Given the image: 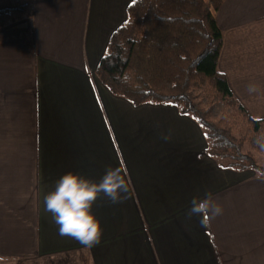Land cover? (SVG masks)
I'll use <instances>...</instances> for the list:
<instances>
[{
  "label": "crops",
  "instance_id": "0c3cea01",
  "mask_svg": "<svg viewBox=\"0 0 264 264\" xmlns=\"http://www.w3.org/2000/svg\"><path fill=\"white\" fill-rule=\"evenodd\" d=\"M131 1L35 0L32 19L0 28V264L64 253H78L77 264H264V177L219 166L175 105H134L95 75ZM215 17L218 68L262 118L264 0H224ZM108 167L126 175L129 194L93 205L101 242L60 236L46 194L66 172L99 180ZM206 192L223 214L187 218Z\"/></svg>",
  "mask_w": 264,
  "mask_h": 264
},
{
  "label": "trees",
  "instance_id": "16d2710c",
  "mask_svg": "<svg viewBox=\"0 0 264 264\" xmlns=\"http://www.w3.org/2000/svg\"><path fill=\"white\" fill-rule=\"evenodd\" d=\"M223 1L132 0L95 75L112 94L134 105H175L199 124L205 153L219 166L264 177L256 161V154L264 156V117L250 116L218 68L223 31L215 13ZM34 2L0 0V28L32 19Z\"/></svg>",
  "mask_w": 264,
  "mask_h": 264
},
{
  "label": "clouds",
  "instance_id": "9594fccd",
  "mask_svg": "<svg viewBox=\"0 0 264 264\" xmlns=\"http://www.w3.org/2000/svg\"><path fill=\"white\" fill-rule=\"evenodd\" d=\"M249 94L258 92V87L250 83ZM169 140L171 134L162 137ZM264 146V145H262ZM129 184L120 168L108 167L99 180H92L69 171L56 182L54 188L44 197V210L51 214L58 226V234L76 240L85 247H95L102 239L101 222L92 211L97 199L103 195L111 203H122L128 198ZM223 214V207L214 200L211 192L203 198L194 197L189 204L186 216L203 217L210 221Z\"/></svg>",
  "mask_w": 264,
  "mask_h": 264
},
{
  "label": "rangeland",
  "instance_id": "374dc122",
  "mask_svg": "<svg viewBox=\"0 0 264 264\" xmlns=\"http://www.w3.org/2000/svg\"><path fill=\"white\" fill-rule=\"evenodd\" d=\"M256 161L257 164L262 168L264 171V156L261 154H256ZM65 254V255H64ZM64 254H56L52 257H44V258H35L32 260H21L20 258H14L16 261V264H77L78 260V253H73L71 255ZM1 260V259H0ZM81 262V257L79 259ZM83 263V262H82Z\"/></svg>",
  "mask_w": 264,
  "mask_h": 264
},
{
  "label": "snow or ice",
  "instance_id": "6c2138e0",
  "mask_svg": "<svg viewBox=\"0 0 264 264\" xmlns=\"http://www.w3.org/2000/svg\"><path fill=\"white\" fill-rule=\"evenodd\" d=\"M135 2V0H133V3Z\"/></svg>",
  "mask_w": 264,
  "mask_h": 264
}]
</instances>
